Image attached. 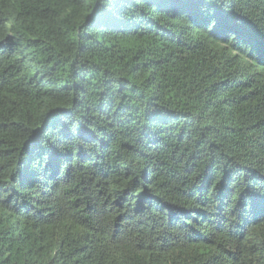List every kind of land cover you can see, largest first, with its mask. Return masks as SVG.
Wrapping results in <instances>:
<instances>
[{"label":"trees","instance_id":"obj_1","mask_svg":"<svg viewBox=\"0 0 264 264\" xmlns=\"http://www.w3.org/2000/svg\"><path fill=\"white\" fill-rule=\"evenodd\" d=\"M0 264H264V0H0Z\"/></svg>","mask_w":264,"mask_h":264}]
</instances>
